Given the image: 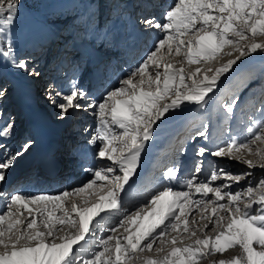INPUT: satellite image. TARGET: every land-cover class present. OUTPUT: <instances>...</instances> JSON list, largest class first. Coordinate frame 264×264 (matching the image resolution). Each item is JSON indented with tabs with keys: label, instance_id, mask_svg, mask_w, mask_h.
Segmentation results:
<instances>
[{
	"label": "rangeland",
	"instance_id": "rangeland-1",
	"mask_svg": "<svg viewBox=\"0 0 264 264\" xmlns=\"http://www.w3.org/2000/svg\"><path fill=\"white\" fill-rule=\"evenodd\" d=\"M101 1L0 0V148L3 149L6 143L14 142L7 148L9 154L5 153L0 158V161L2 158L5 160L4 163H0V187L3 186V189L8 184L13 187V184L18 181V178L12 180L16 176L15 173L20 172L28 162V170L31 171L33 169L36 165V163L35 165L32 164L36 161L33 158L39 155L38 150H40L44 141L48 138L50 139L52 130L60 126L62 122L68 121L67 123H71L65 130L63 129L64 131L62 130V134L66 135L74 130L79 132V135L75 138L77 139L76 142L70 143V148L78 145L82 152L83 149L86 151L95 146L97 140L101 141L99 151H95V154L91 157L89 155L84 159L85 162L88 160L89 163H93V161L101 157V152L104 148L109 147L114 141L111 138L115 132V138L119 144L115 146L113 156L107 155L109 158L115 161L116 158L126 159L135 155L139 156L142 153L143 156L140 159H146V156L149 155L151 139L163 138L158 143L160 147H164L167 145L168 140L176 135L174 140L178 139L182 145L181 149L185 148L188 151L186 143L190 142V137L197 136V138H202L201 142L215 143V145L211 146V148H214L229 142L233 143L232 137L240 140L247 138V131L244 126L252 128L259 115H264V0H167L164 2L165 4L161 3V5L163 4L162 9L157 2L156 9H158L159 15H156V18L154 17L155 10L151 15L148 12L144 19L156 20L161 16L162 20L158 22V26L155 20L151 21L150 27L146 25L148 21L145 24H142L141 20L138 21L141 17L140 14L137 17H133V14L136 15L137 12L132 10L133 14H126L128 21L136 23V25L140 24L138 27H142V32L149 31L144 40H148V43H152L151 45L156 41L154 48L150 49L152 50L150 53L154 56L151 62L155 65L158 64L157 68H162V72L160 71L157 75H151L150 71L143 73L146 76L145 80L151 81L150 84L146 85L143 83L142 76L132 79L133 74L142 73V67L150 59L148 50L143 54L146 43L143 44L142 53L139 54L138 51H134V57L139 59V61H143V58H145L141 66L132 68V65L128 67L126 61L119 62L118 65L123 64L121 66L125 68L120 70L116 78H113L114 74L110 78V74L114 73L115 69L118 70V65H114L115 69L105 65L107 68H111L109 75H105V79H113L116 83L113 88L117 87V90L119 89L120 91L115 95L111 93V88L104 92L100 91L99 97L102 95L101 97L103 98L99 101V107L97 105L96 108H104L102 113H100L102 117L98 118L97 116L94 128H92L90 121L99 113L97 109L94 113L91 112L92 116L88 115L89 118L87 116H82L80 119L76 117L77 110L83 107L80 102L85 98L89 101V111H92L91 108L96 104L95 99L97 97L95 96L98 92L97 87H94V90L90 93L86 91L91 84L90 79H88L90 75L84 77L87 70L85 68V56L89 57L84 52L83 55L85 56L82 55L83 57L78 58V61L74 62L73 70L71 69L72 72H70V67H68L64 71V78L58 76L59 85L64 83V81L66 82L65 86L67 83L73 85L77 82L76 80H79L80 86L76 92L73 93L71 88L67 93L65 91L56 92L55 96L49 99L48 104L46 101L45 103L35 102L34 97L37 92L35 95L33 92L34 87L31 86L30 79L33 73L31 69H33V66L41 65L45 68L44 72L52 74L54 77L53 69L55 65L53 66L54 68L52 66L46 68L45 64L52 62L53 59L55 61L54 64L58 60H62L60 57L62 54H58L61 40L63 43L68 41L67 44L69 46L66 48L68 51H76L73 50V47H76L77 42L82 40L87 44V51L94 53L106 52L107 54H103L105 63L109 60V58H106L108 54L121 51L118 50L122 48L118 45V39L120 41V39L130 37L129 30L132 25H125L123 32L127 35L119 33L116 25L110 26L108 29H104V26H106L104 24L100 26L98 12L101 10ZM103 1L108 3L111 0ZM124 1L126 3L127 0ZM170 1L171 4L168 5ZM25 7L29 8L33 14L25 13L23 11ZM146 10L148 11V9ZM141 11L144 12V8H141ZM110 30H114V32H110ZM68 32L71 34L70 37L67 35ZM34 33H41L42 36H53V50L46 46V41L44 43L43 39ZM221 40L224 44L217 47L216 45ZM104 42L106 46L102 47ZM130 42L125 40L124 43L126 45L127 43L130 44ZM113 49L116 50L108 53L113 51ZM226 51L228 53L222 56ZM179 54L181 57L184 54H188L187 58L192 60L181 59L178 61ZM40 55L42 56L40 57ZM65 56H69L72 59L77 57L78 54L75 55L73 53L71 55V52H66ZM139 56H143V58L140 59L141 57ZM35 58L36 60L32 65L31 62ZM89 58L91 61L92 58ZM196 59H204L205 62H196ZM218 61L222 65L217 64ZM90 65H88L86 74L90 71ZM186 65L188 69H186ZM168 67L173 71H176V69L183 71L186 79H191L188 85H185V79L182 89L171 95L168 93L174 88L173 83H175L176 77L171 79V77L164 76V72L170 70ZM198 67H200V74L192 79L190 73L193 68ZM126 68H131V70L126 73ZM125 69L126 71L121 75V72ZM65 73L68 74L66 75ZM59 74L61 75V73ZM48 77L49 82H51L50 75ZM233 77L235 80L233 85H231L228 80ZM127 81H130L133 86H128L126 84ZM223 84L225 87H221ZM249 84L250 87L248 88ZM168 85L169 89L165 90ZM248 90L253 94L252 97L245 103H239L238 97L244 96ZM249 91L247 94H249ZM46 92H48V95L50 94L48 90ZM210 95L213 96L212 99L219 100L217 103V114L212 111L210 114L193 118L189 114L191 109L202 101H208ZM63 96L65 97L63 98ZM72 97H75L74 99L77 98L76 101L68 103L67 100ZM202 105L203 103L198 105V107ZM45 106H48L46 111L44 110ZM41 107H44L43 110ZM58 110H60L59 114ZM221 110L226 112L229 117L226 120L220 119L218 121ZM55 111L57 113L54 116ZM70 111H75L71 118ZM230 118H232L231 123ZM236 118L237 121L235 120ZM179 119L183 125L186 121V126L180 130L177 129L176 123L172 124ZM83 120L86 123L81 125ZM226 122L229 123L228 128ZM191 127H198L199 131L190 132L189 129ZM206 129L208 132L205 138L204 136L199 137L200 133ZM132 134L133 138L131 137ZM263 136L264 134L255 142L253 141L244 147H251L252 149L254 145L255 149L262 147L264 145ZM143 138L145 140L144 143L142 142ZM182 138L185 141L181 140ZM30 147L31 149L29 150ZM75 149H71L70 156H72L69 159L74 160V166H77L82 159L80 153L78 155ZM134 151H136L135 154ZM151 152H153V149ZM262 153L264 154V151ZM226 155H229V153H226ZM30 164L33 165L32 169ZM109 164H111L110 167H107L108 163L105 164V172H108V170L114 171V169L115 171L120 170L119 173L117 172L118 174H115L113 181H111L112 178H109L110 182L104 184L107 189L113 191V195L110 197L112 202V197L115 195L114 189L117 188L113 184L117 183L118 179L124 178L123 182L125 184H122L125 187L122 189L128 188V184L133 182L131 179L134 178L136 173L135 169L121 167L118 163L109 162ZM240 164L244 168L242 172L238 173V177L222 175L223 177L234 178L235 181L247 180L246 183H237L238 185L233 190L228 188L229 191L224 193L225 206L230 208L234 215L233 219L231 218L224 222L221 220L216 221L201 238L189 239L180 247L161 250L157 253L144 251L142 257L137 258L136 255H133L126 260L121 257L108 258V252L99 250L98 252L96 251L97 255L92 258V261L97 264H264V162H261L259 166L250 164L246 166L245 161H240ZM166 165L162 167L163 170ZM74 166L71 168L77 173L74 176L76 178L81 177L87 171V168H90V166ZM178 168H181V166L177 165L176 169ZM78 169H82L80 173H78L80 171ZM64 171L67 172L68 169ZM174 171L172 174H175L178 180L184 178L189 181V177L187 178L180 175L181 172L177 173V171ZM207 172L205 175L212 179L216 174V169L210 167ZM72 174L75 175L73 172ZM214 178L216 179V177ZM221 183L217 186L220 189L227 188V184H229L227 181H222ZM233 183L236 185V182ZM17 185L20 186V182ZM189 185L192 186L191 181H189ZM239 185L241 186L240 188H238ZM138 188L140 189V187ZM159 188L162 189L161 187ZM61 191H64V189H61ZM6 192L7 190L3 191L1 199H5ZM193 192L189 191V193ZM171 195L176 198L181 194L172 192ZM235 196L237 197L235 198ZM155 198L150 197L147 200L149 208L154 206ZM205 198L206 200L204 201L211 204L213 197L207 194ZM231 198H235L233 205L228 203ZM180 204H183V202ZM244 204L250 206V208H244ZM157 215H162L161 210H159ZM227 215V218H229V214ZM129 216L131 215L128 214L121 221L128 220ZM179 219L181 218L174 219L172 222L178 223L177 220ZM112 221L113 219L109 223H112ZM79 223L80 221L78 220L75 225L77 226ZM108 225L106 224V228H108ZM98 226V230L96 228L97 232H99L102 223ZM76 228L78 231V227ZM114 234L117 233L110 234L109 238ZM52 243L57 242L54 241ZM152 243L150 242V245ZM32 244L34 246L33 250L24 249L19 251L23 258L26 255V261L23 264H56L55 262L60 258V262H63L62 264H76V261L79 260L78 257L80 255L74 257L75 249L73 248V250L69 251V245L49 244V247H47L46 242L38 245L36 241H33ZM93 245L97 247V245ZM84 250L90 252L92 248H84ZM126 256L128 254L124 253V258ZM58 257L60 258L58 259ZM3 259V253L0 251V260ZM7 262L5 261V263Z\"/></svg>",
	"mask_w": 264,
	"mask_h": 264
},
{
	"label": "bare ground",
	"instance_id": "bare-ground-1",
	"mask_svg": "<svg viewBox=\"0 0 264 264\" xmlns=\"http://www.w3.org/2000/svg\"><path fill=\"white\" fill-rule=\"evenodd\" d=\"M123 3L127 4L129 8H132L131 0H127L126 3L125 1H123ZM149 3H151V0H149L148 4ZM148 4L145 3L144 5L137 6V8L141 9L142 6H144L145 9L150 8ZM137 8L132 10L134 12H137V10H139ZM23 11L27 14H33L32 11L26 7L23 8ZM128 12L126 11L125 13L124 11L123 15L128 14ZM160 12L162 11L160 10ZM117 19H120V17L118 16ZM161 20V16H159L158 19L155 20V22L158 23ZM129 24L132 25V29L129 30L130 37H128L127 39H120V41L118 39L119 44H117L122 47L120 48L121 51L115 52L113 54H108L106 58H109V60H107V63L109 64L104 62L105 57L101 56L102 54H95L94 52H89L86 50V48H83V52L85 54H88L89 57L92 58L91 61L93 63V66L89 64L90 71L88 74L85 73L84 77H88V75H90V78H94V80L91 82L92 84L90 85V87L85 89L88 93H90L92 90H94V87H97L98 92L95 96L97 97V99H95L96 104L93 108H91L92 111H89L90 107H88V99L85 98L81 100L80 105L83 107L77 110L78 112H76V117H79L78 119H80L82 116H87V118H89L88 115L90 114V116H92L91 112L94 113V111H96V107L99 104V101L103 98L101 97L102 95L99 97L100 91L104 92L107 89L111 88V93L114 95L116 93L118 94V92L120 91L119 89L117 90V87L113 88L116 84L113 79H105V74L103 73L105 68L109 72V70L111 71L110 67H113L116 64L118 65L119 62L121 63L125 60H127L128 67L132 65V68H137L141 66V64H143L142 62L145 61V58H143L144 55L140 58H143V61H139V59H136L134 57V51L139 50V47L137 48L135 47V45H137V43L140 44V42L146 37V34L149 31L147 30L145 32H142V27L139 28V25H136L130 21H126L124 24L120 25L119 33L123 34L125 25L127 26ZM151 24L152 23L150 22L146 25L147 27H150ZM156 25L158 26L159 23ZM110 32H114V30H110ZM125 40H127L128 42L131 41L127 47L124 46ZM155 43L156 41L153 43V45L147 44L146 46H144L145 49L143 54H145L148 50V57H150V59L145 62L144 66L141 69V74L132 75L133 80L138 76H142L143 83L145 85L150 84L151 81H149L148 79L145 80L146 76L143 75V73L150 71L151 75H157L160 71L162 72V68H157L158 64L155 65L151 62L154 56L150 53L152 51L150 49L154 48V46L156 45ZM223 44L224 43L221 40V42H219L216 46L219 47ZM104 46H106L105 42L102 47ZM227 53L228 52L226 51V53L222 54V56L226 55ZM187 55L188 54H184L182 55V57L180 55L178 57V61L181 59L191 61L192 59L187 58ZM201 61L205 62L204 59H196V62ZM52 62L46 63V68L50 67ZM217 64L222 65L219 61ZM105 65H108L110 67L107 68ZM99 66L100 68L98 72H95V74L91 73V70L93 68ZM35 67L37 71L44 73L45 68L41 65H37ZM66 69H62L60 67L58 70L54 71L53 74L55 75V73H57L56 75H60L59 73L64 72ZM126 69L121 72V75L126 71ZM186 69H188L187 65ZM130 70L131 68L127 69L126 73H128ZM199 72L200 67L193 68L192 72L190 73L192 79L196 78L200 74ZM96 75H98V77H96ZM164 76L171 77V79L176 77L175 83H173L174 88L171 90V92L168 93L169 95L176 93L182 89L184 80L186 79V77L183 75V71L178 69H176V71H173L170 69L169 71L164 72ZM57 78L58 79L53 80L54 82L52 83V86H59V88L61 87L62 91H65V93L71 90V88L73 89L72 92L75 93L77 88L80 86L79 80H76L77 82L73 84L74 86H69L68 84H66L65 86V81L64 83L59 85V77ZM190 81L191 79H186L185 85L190 84ZM37 82L38 80L34 79L33 87L36 88H34L36 92L43 88L42 86L38 87V85H36ZM126 84L131 87L133 86L130 81H127ZM167 89H169V85L165 90ZM48 91L50 92V95L45 96V98L48 99L46 101L47 104L50 101L49 99H51L52 96L54 97V94H56V92L60 90L56 89V91H52L51 89H49ZM64 97L65 96H63V98ZM74 98L75 97L69 98L67 102L71 103L73 101H76L77 98ZM103 108L100 107L99 109H97L99 113H97L95 117L90 121V123H92V128L95 127L97 116L98 118L102 117L100 113H102ZM47 109L48 106H45L44 110L46 111ZM56 113L57 111L54 112V116ZM59 113L60 110H58V114ZM69 114L71 118L72 115L75 114V111H70ZM67 122H62L60 126L53 129L50 139H46L40 149L46 151L51 138H56V136L60 135V133L62 134L63 129L65 130L69 125H71V123ZM85 123L86 121H81V125ZM189 131L197 132L198 128L191 127ZM115 133H111L114 138L116 137ZM98 135H100V133H98ZM131 137L133 138V134ZM195 140V142L193 141L194 144H192L193 142L191 143L192 149H195L196 147L201 145L202 138H197ZM115 141L116 138L109 147L104 148V150L101 152V157L96 161H93V163H89L88 160L87 162H85L84 159L89 155L91 157L93 154H95V151H99L101 144L100 140H97L95 146L86 151L83 149L82 152H79L80 147L78 145L68 148L67 152L70 153L72 148L79 147L78 149H76V152L80 153L82 161L79 162L78 160L79 164L77 166H90V168H87V171L83 173V175L79 178L69 177V179L65 181V176H63L64 174H61L58 176L55 183H53L51 187H48L46 189H34L23 186L21 187L17 185V183L24 182V180L28 176V173L32 171L27 170L26 172L20 171L18 173H15L16 176H14L12 180L18 178V181L13 184V187L9 186V184L6 185L4 189L3 186L0 187V251L4 256V259L0 260V264H23L26 261V255L23 258V256L19 254V251L24 249L33 250V241L38 242V245L46 242L47 247H49V244L69 245V251L71 249L73 250V248L75 249V252L73 254L74 257L76 255H80L78 257L79 260L76 261V264H97L95 261H92V258L97 255V252L99 250L108 252V258L121 257L126 260L131 258V256L133 255H136L137 258L142 257V255H144V251L157 253L161 250H169L173 247H180V245H182L189 239L192 240L195 237L201 238L216 221L221 220L224 222L228 221V219H233L234 215L231 212L230 208L225 206V200H223L224 193H227L229 191L228 188L233 190L238 184H242L243 182L246 183L247 180L245 179L241 181V183L240 180L235 181L234 178L226 176L223 177L222 175L238 177V173L242 172L244 168V166L240 164V161H245L246 166L247 164L259 166L261 162H264V154L262 153V151H264V145L256 149L255 145L253 149L251 147H244V145H241V147H238L236 149H229L228 152H226L229 153V155H226V153L221 154L217 162V168H215L216 174L212 179L205 174H200L196 178L192 179L193 170L185 167L187 163L186 159L183 161V168H180L181 171L179 170V168L176 169L177 165L181 166L180 159L182 158L181 154H179L178 152H174L176 151L175 149L170 154V156L173 157L172 161H170V163L165 166L164 170L162 167H164L165 164L156 169V172H158L157 174H159V172L163 173L159 174L160 177H156V181H153L150 185L146 186L143 192H140V189L131 184V182L130 184H128V188L121 190L115 188V195L112 197L113 201L111 202L110 197L113 195V191L107 189L104 184H108V182H110L109 178H112L111 181H113L115 174L117 172L119 173L120 170L115 171L114 169V171L108 170V172H105L104 168L106 163H108L107 167L111 166V164H109L110 162L114 164L118 163V165L121 167L133 168L135 169V173H137L145 164H147L148 167V163L142 160L144 158L140 159V157L143 156L142 153H140L139 156L135 155L134 157H128L126 159L116 158L115 161L114 159L112 160L111 158H109V156L113 154L115 146H118L119 144V142ZM74 142H76L75 138ZM142 142H145L144 138L142 139ZM12 143L14 142L4 144L3 149L0 150V158L5 153L9 154V151L7 152V148L10 147ZM173 145H175L179 151L182 150V145L178 141V139L173 140ZM225 145L226 144H222L212 149L214 151L220 152V149ZM13 147L16 148L17 146ZM30 149L31 147L29 148V150ZM171 150L172 147L168 145L164 148V151H167L168 153ZM54 152L55 151L52 150V153ZM135 153L136 151H134V154ZM151 156L152 154H150L148 158H151ZM158 157L159 155L156 157V159ZM4 162L5 160L4 158H2L0 163ZM35 163L36 161H34V163L32 164L35 165ZM32 164H30L31 169L33 166ZM72 164H74V161L69 163V165ZM173 167L174 169H172ZM70 170L73 171L71 167ZM174 170H177V173L181 172L180 175L186 176L187 178L189 177V181L192 182V186H190L189 181L185 180L184 178L178 180V178L175 177L176 175L172 174ZM141 172H143V170H140L139 173ZM214 177H216V179ZM222 181H227L229 183L227 184V188L220 189V187H217L219 184H222ZM233 182H236V185ZM122 183L125 184L123 180ZM113 185L117 186V183H114ZM159 187H161L162 189H160ZM240 187L241 186L239 185L238 188ZM61 189H64V191H61ZM6 190L7 192L5 199H1L3 191ZM189 191L194 192L189 193ZM172 192H179L181 195L174 198L171 195ZM207 194H209L210 197H213L211 200V204L204 201L206 200L205 196ZM150 197H156L154 206H152L151 208H149V205L147 204V200H149ZM236 197L237 196H235V198ZM235 198H231L230 200H228V203L233 205L235 203ZM5 202L7 203L5 204ZM181 202H183V204H180ZM244 208L249 209L250 206L244 204ZM159 210H161L162 215L156 216ZM128 214L131 215L129 216L128 220L121 221L122 219L127 217ZM227 214H229V218H227ZM177 218L181 219L177 220L178 223H173L172 221ZM111 219H113V221L112 223H109ZM78 220L80 221V223L76 226L75 222H77ZM100 223H102V226L100 227L99 232H97V227H99L98 225ZM106 224H109L108 228H106ZM76 227H78V231L76 230ZM114 232H116L117 234H114L111 238H109V235L113 234ZM54 241H56L57 243H52ZM150 242L153 243L150 245ZM93 244L97 245V247H95ZM84 248H92V250L90 252H87V250H84ZM124 253L128 254V256H126L125 258ZM9 258H11V260H9ZM59 258L60 257H58V259ZM8 260L9 262H7ZM5 261L7 263H5ZM60 261L61 258L55 263L62 264L63 262Z\"/></svg>",
	"mask_w": 264,
	"mask_h": 264
}]
</instances>
